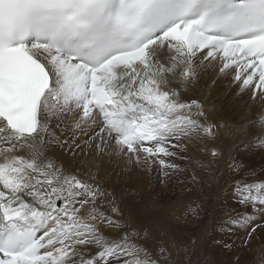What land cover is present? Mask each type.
Instances as JSON below:
<instances>
[{"label": "snow or ice", "instance_id": "1", "mask_svg": "<svg viewBox=\"0 0 264 264\" xmlns=\"http://www.w3.org/2000/svg\"><path fill=\"white\" fill-rule=\"evenodd\" d=\"M205 76L259 105L227 154L189 96ZM191 148L227 165L220 227L239 244L217 243L247 248L264 232V0H0V264H174L75 160L122 157L167 187Z\"/></svg>", "mask_w": 264, "mask_h": 264}, {"label": "bare ground", "instance_id": "2", "mask_svg": "<svg viewBox=\"0 0 264 264\" xmlns=\"http://www.w3.org/2000/svg\"><path fill=\"white\" fill-rule=\"evenodd\" d=\"M189 96L199 98L204 103L206 110H209L211 120L225 125L219 130L217 143L226 154L230 147L238 141L248 139L247 122L252 120L259 110L258 102L247 100V98L244 102L235 100L226 94L221 84L213 85L211 76H205L193 86ZM241 126L244 127L241 128ZM188 155L192 157V160L187 163L186 172L179 177V182L176 178L170 181V188L174 191L172 194L175 195V197L173 196L174 200L175 198L185 199L183 207L181 201L169 200L168 207L173 211V214H170V219L164 217V211L156 209L157 205L154 206L152 202L144 198L145 194L126 190V185L133 183L122 179V174H117L116 168L120 164L118 159L122 157L112 155L101 158L97 157L95 153L87 156L81 155L76 158L75 165L85 173L91 172L97 175L101 183L118 198L125 217H130L132 222L140 228L149 226L154 235L158 231L157 227L163 229L167 225L170 226L169 222L174 225L175 216L180 219L183 211L186 213L185 224L189 229L196 228L207 220V226L212 225L213 231H210L209 237L207 235V247L204 245V250H200L202 260L199 261V264H214L215 261L218 262L217 264H233L237 256L240 257V264H251L255 254L264 249V232L260 233L259 240L254 239L244 249L236 246L232 250H227L222 244L217 243V241H234L236 245L239 244L237 235H228L219 226L226 218L222 211L223 204L226 202H222V198L217 196L228 174L226 162L221 160L210 163V158L202 155L195 148H191ZM198 162H203L205 166H201ZM250 163L259 167L264 164V158L257 155ZM193 176L195 179H192ZM170 188L168 187V189ZM138 198L146 199L147 202L139 201ZM197 206L200 208V212L199 215L194 216L190 210ZM161 224L162 227L159 226ZM177 228L175 225L174 231L178 232ZM193 258L194 255L191 256V259ZM195 264H198V261Z\"/></svg>", "mask_w": 264, "mask_h": 264}, {"label": "rangeland", "instance_id": "3", "mask_svg": "<svg viewBox=\"0 0 264 264\" xmlns=\"http://www.w3.org/2000/svg\"><path fill=\"white\" fill-rule=\"evenodd\" d=\"M118 161L120 162V164L116 168L117 174H122V179H124L127 182L131 181L133 183V184H127L126 190L133 193L145 194L144 198L148 199L149 202H152L154 206L157 205L156 209L164 211L163 212L164 217H166V219L167 218L170 219V214L172 215L173 211H171L168 207L170 205L169 200L170 199L174 200L175 197V195H173L174 194L173 189L170 188L171 187L170 182L167 185V187H163L158 182L156 176L147 168L140 169L135 166L128 167L125 165L123 158L118 159ZM168 187L170 189H168ZM146 199L138 198L137 200L142 202H147ZM175 200L177 202L181 201V206L182 207L184 206L185 199L178 200L177 198H175ZM185 216L186 213L185 211H183L180 219H178L175 216L176 222L174 223V225H172V223L169 222L170 226L167 225L163 229L157 227L158 231L156 235H154V233L151 231L149 226H146L145 228L148 229L149 232H151V234L154 237L158 236L156 237L157 239L163 238L165 241L170 242L173 248H179V252L176 254L174 264H193V263L195 264L196 261H198L199 264V261L202 260V252H200V250L201 251L204 250L203 248L204 245H206L205 247H207L208 244L207 239L210 233L213 231V228H211L212 225L207 226V220H205L198 227L196 228L192 227L191 229H189L185 224ZM135 225L138 227L137 224ZM175 225H177L178 227L177 228L178 232L174 231L173 229ZM159 226L162 227L163 225L161 224ZM215 226H218V224H215ZM151 243L152 241H149V244ZM192 255H194L193 259H191ZM252 262L250 263L252 264ZM217 263L218 262L215 261L214 264Z\"/></svg>", "mask_w": 264, "mask_h": 264}]
</instances>
